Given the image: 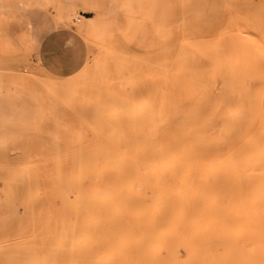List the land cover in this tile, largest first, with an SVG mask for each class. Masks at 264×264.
<instances>
[{"label":"rangeland","instance_id":"1","mask_svg":"<svg viewBox=\"0 0 264 264\" xmlns=\"http://www.w3.org/2000/svg\"><path fill=\"white\" fill-rule=\"evenodd\" d=\"M8 10L29 14L35 35L25 50L0 36V264H71V206L56 165L48 189L41 179L29 191L28 174L15 182L14 164L36 154L39 172L44 157L60 168L88 156L79 151L91 143L152 136V104L183 103L191 63L264 64V0H0V15ZM49 31L59 33L63 50L45 62L37 42ZM205 163L154 170L180 197L172 206L140 208L137 243L126 242L124 264H259L254 247L263 238L264 209L251 208L247 179L208 171ZM151 172L138 179L150 182ZM128 175L126 182L135 179Z\"/></svg>","mask_w":264,"mask_h":264},{"label":"bare ground","instance_id":"2","mask_svg":"<svg viewBox=\"0 0 264 264\" xmlns=\"http://www.w3.org/2000/svg\"><path fill=\"white\" fill-rule=\"evenodd\" d=\"M254 62L189 64L188 84L183 103L173 101L166 104L158 101L152 104V136L143 135L135 142L91 143L86 150L79 151L80 155L88 156H79L69 165L60 164V168L50 157L41 156L44 169L39 172L36 154L26 162L23 159L22 167L21 164H14L15 182H21L20 179L28 174V182L24 183L29 191L41 179L46 189L49 185L47 176L51 170V163L54 162L56 165L58 180L62 182L64 189L63 202H68L71 206L69 221L72 224V243L66 255L70 257L71 264H124L122 252L126 242L137 243L136 238L132 236V230L139 232L137 222L140 208L147 205L172 206L180 197L177 195L180 192H176V189L174 192L171 182L161 181L160 177V180L156 179L158 174L154 170L158 168L163 172L174 169L178 171L177 167L181 164L184 166V163L186 165L189 161H202L206 162L204 168L208 171L218 168L225 176L233 178L240 175L247 179V182H243L249 186L251 208L264 209V64ZM160 66L163 69L165 67ZM165 82L168 83L166 80ZM174 86L171 85V89ZM134 89L139 90L140 87L135 86ZM49 155L51 156V153ZM183 161L186 162L181 163ZM146 170L152 171L150 176L152 175L154 179L149 180L150 182L145 180L144 183L138 178L144 175L143 172ZM130 173L135 179L126 182L127 174L130 176ZM175 183L177 185V182ZM221 185L223 186L222 183ZM123 186L128 188V194L123 192ZM178 186L180 185L178 184L177 188ZM146 188H150L149 194L146 193ZM132 189H139L140 195L132 194L134 193ZM36 197L37 195H30L32 204L37 203ZM184 203L190 205L194 201L190 199ZM42 204L45 207L49 205L48 199L43 200ZM126 212L128 216L123 219ZM111 240L115 243L112 246ZM150 249L154 251V248ZM254 254L258 263L262 264L259 261L264 257V233L263 238L255 243Z\"/></svg>","mask_w":264,"mask_h":264},{"label":"crops","instance_id":"3","mask_svg":"<svg viewBox=\"0 0 264 264\" xmlns=\"http://www.w3.org/2000/svg\"><path fill=\"white\" fill-rule=\"evenodd\" d=\"M5 13V14H4ZM0 15V36L3 40L15 44L19 50H25L31 45L35 35V26L33 20L26 12L5 11ZM88 20V18H85ZM57 32H43L38 36L37 51L45 62H51V52L63 50L58 41ZM29 43V45H28ZM24 45V46H23ZM50 55V56H49Z\"/></svg>","mask_w":264,"mask_h":264}]
</instances>
